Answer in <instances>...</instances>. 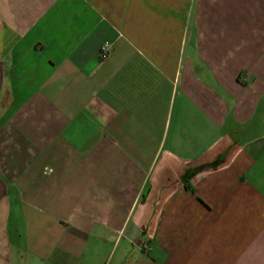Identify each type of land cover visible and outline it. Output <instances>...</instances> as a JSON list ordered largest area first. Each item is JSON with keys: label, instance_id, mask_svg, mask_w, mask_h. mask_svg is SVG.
Returning <instances> with one entry per match:
<instances>
[{"label": "crops", "instance_id": "0c3cea01", "mask_svg": "<svg viewBox=\"0 0 264 264\" xmlns=\"http://www.w3.org/2000/svg\"><path fill=\"white\" fill-rule=\"evenodd\" d=\"M0 264H264V0H0Z\"/></svg>", "mask_w": 264, "mask_h": 264}, {"label": "built area", "instance_id": "2783aa9c", "mask_svg": "<svg viewBox=\"0 0 264 264\" xmlns=\"http://www.w3.org/2000/svg\"><path fill=\"white\" fill-rule=\"evenodd\" d=\"M107 54H108V50L106 49V48H102L101 49V51H100V53H99V57H100V59L101 60H103V59H105L106 57H107ZM51 172V170H45L44 171V174H48V173H50Z\"/></svg>", "mask_w": 264, "mask_h": 264}]
</instances>
